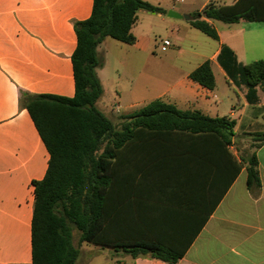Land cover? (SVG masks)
<instances>
[{
	"label": "crops",
	"instance_id": "0c3cea01",
	"mask_svg": "<svg viewBox=\"0 0 264 264\" xmlns=\"http://www.w3.org/2000/svg\"><path fill=\"white\" fill-rule=\"evenodd\" d=\"M143 1L164 13L139 10L131 29L136 42L129 46L140 45L135 30L141 31L142 23L155 14L169 27L176 45L187 47L186 67L167 71L168 85L155 99L180 111L228 117L235 126L225 147L218 137L205 134L178 137L175 143L136 133L128 151L132 199L123 213L147 241L185 251L176 264H264V144L252 147L253 136L264 132V83L248 94L217 62L222 46L241 65L264 60V21L224 24L206 19L217 33L213 40L194 33L192 15L208 4L228 6L237 0ZM92 5L93 0H0V264H32V182L43 179L49 161L27 110L20 107V95L73 97V23L86 20ZM169 10L189 19L169 18ZM104 40L97 47L103 57V66L96 70L103 95L96 106L109 117L116 105L113 92H124L114 73L125 67L127 57L114 55L109 67ZM168 43L156 48L166 52ZM205 61L215 80L213 90L189 79ZM251 154L256 156L260 185L248 189L245 166L235 177L234 161ZM103 251L111 264H164L150 254L133 258L121 250Z\"/></svg>",
	"mask_w": 264,
	"mask_h": 264
},
{
	"label": "trees",
	"instance_id": "16d2710c",
	"mask_svg": "<svg viewBox=\"0 0 264 264\" xmlns=\"http://www.w3.org/2000/svg\"><path fill=\"white\" fill-rule=\"evenodd\" d=\"M139 10L164 13L143 0H93L90 16L73 23V97L20 95V107L27 110L49 154L43 179L32 182V264H75L79 251L73 245V230L79 234V243L121 250L133 258L150 254L164 264H176L185 251L147 241L132 227L129 214L123 213L129 210L132 199L128 151L136 133L147 132L150 137L156 135L175 143L178 137L205 134L218 137L224 147L230 146L235 121L228 117L180 111L157 98L131 114L119 116L114 123L96 106L103 95L96 74L103 66V57L97 47L107 37L135 44L131 29ZM206 19L224 24L262 22L264 0H237L228 6L208 4L193 14L191 27L217 40L216 31ZM217 62L229 80L247 87L248 94L264 83V60L241 65L234 53L222 46ZM189 79L209 90L215 87L209 61L194 69ZM252 141L254 148L263 145L264 132L254 135ZM242 166L246 187L259 186L256 156L234 161L235 177Z\"/></svg>",
	"mask_w": 264,
	"mask_h": 264
},
{
	"label": "rangeland",
	"instance_id": "374dc122",
	"mask_svg": "<svg viewBox=\"0 0 264 264\" xmlns=\"http://www.w3.org/2000/svg\"><path fill=\"white\" fill-rule=\"evenodd\" d=\"M169 3L171 4V2ZM141 26V31L137 32L138 28L135 30L141 39L138 47L133 48L111 38H105L102 45L109 51V67H112L114 55L127 57L125 67L120 72L114 73L120 86L124 89L121 94L113 92L114 104H118V107L115 108L112 105L114 114L111 113L109 117L114 123L118 122V113L140 109L154 100L168 85L167 71L186 67L187 47L176 45L173 36L170 35L169 27L165 23H162L155 14H151V18L147 22H143ZM193 31L202 36L199 31ZM163 40L171 43V47L166 52L156 48V44L161 45ZM178 48H181V51H177ZM171 50L176 52H171ZM131 103L136 104L135 107L132 109L125 107ZM105 115L108 117L107 114ZM72 235L73 245L79 251L75 264H111L103 251L105 248L79 243V234L76 230L72 231Z\"/></svg>",
	"mask_w": 264,
	"mask_h": 264
},
{
	"label": "water",
	"instance_id": "95a60500",
	"mask_svg": "<svg viewBox=\"0 0 264 264\" xmlns=\"http://www.w3.org/2000/svg\"><path fill=\"white\" fill-rule=\"evenodd\" d=\"M167 16L169 17V18H174V19H189V17L188 16H182V15H180V14H178V13H176V12H173V11H171V10H169L168 12H167Z\"/></svg>",
	"mask_w": 264,
	"mask_h": 264
},
{
	"label": "built area",
	"instance_id": "2783aa9c",
	"mask_svg": "<svg viewBox=\"0 0 264 264\" xmlns=\"http://www.w3.org/2000/svg\"><path fill=\"white\" fill-rule=\"evenodd\" d=\"M162 45H163V46H168L169 43H168V41H163V42H162ZM115 107L117 108V107H118V104H116Z\"/></svg>",
	"mask_w": 264,
	"mask_h": 264
}]
</instances>
